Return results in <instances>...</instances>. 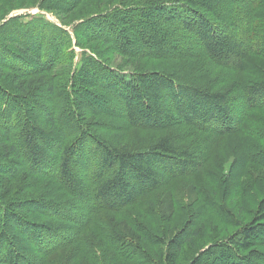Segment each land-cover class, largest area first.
<instances>
[{"label":"trees","instance_id":"trees-1","mask_svg":"<svg viewBox=\"0 0 264 264\" xmlns=\"http://www.w3.org/2000/svg\"><path fill=\"white\" fill-rule=\"evenodd\" d=\"M77 29L88 43L108 44L127 60L169 62L170 70L124 74L93 50L57 97L63 109L57 115L39 100L27 103L0 86V125L7 141L0 145L1 174L14 179L25 171L54 186L47 195L52 199L0 201V264H55L56 253L79 242L87 227L106 222L100 212L120 213L144 203L180 178L213 180L212 148L225 136L238 135L245 144L243 160L264 168V0H118L108 8L101 3ZM9 31L24 43L23 55L35 53L37 61L20 58L3 31L0 65L17 68L11 57L27 77L62 62L60 51L69 38L63 27L36 17ZM4 59L10 63L4 65ZM202 62L237 73V83L216 88L207 82ZM40 109L46 111L42 122ZM93 113H119L131 128L159 135L143 146L121 144L92 129L86 120ZM17 115L13 133L9 123ZM9 158L19 163H6ZM215 212L236 231L187 264H264V200L245 221L223 205ZM113 230L105 233L114 253L111 264H121L119 257L145 264L139 261L142 247ZM96 259L104 264L102 255Z\"/></svg>","mask_w":264,"mask_h":264},{"label":"rangeland","instance_id":"rangeland-1","mask_svg":"<svg viewBox=\"0 0 264 264\" xmlns=\"http://www.w3.org/2000/svg\"><path fill=\"white\" fill-rule=\"evenodd\" d=\"M51 1L0 0V32L4 31V38L9 39L8 47L18 53L20 58L27 57L37 61L35 53L23 55L25 53L24 43L18 36L14 38L11 31L5 32L9 27L18 25L23 28L24 23L30 19L40 17L63 27L69 35L67 45L60 51L59 58L62 59V62L48 73L41 72L38 75L25 77L20 73L23 69L22 65H19L20 63L11 57H9V61L14 63L6 62L4 59L6 63L4 65L10 63L14 65L12 67L17 68L0 65V86L19 97L26 98L27 103L31 99H37L40 103H44L47 112L52 110L54 114H60V110L63 109H61L57 97L61 96L65 89L64 86H67L80 68L85 54H95L93 50L96 52L94 56H97L101 61H108L114 68L122 67L125 71L124 74L135 70L156 68L170 70L169 62L127 60L115 53L108 44H103L101 41L88 43L83 40L77 27H80L88 16L94 14L101 3L105 8H108L118 0L112 2L111 0H60L59 6L51 4ZM3 42L5 43V41ZM202 64L201 69L206 71L207 82L216 88L233 86L237 83L239 78L237 73L210 66L206 62H202ZM201 69L196 68V70ZM85 75L90 77L88 74ZM90 89L97 92L94 87H90ZM41 92H45V94L40 95ZM83 99L85 100V96ZM86 104L85 101L84 108H87ZM95 104L100 106L96 102ZM43 111L45 110L38 111V121L42 122ZM118 114L112 113L105 116L93 113L86 121L93 130L111 135L121 144L132 147L143 146L159 135L153 131L131 128ZM16 117L17 119H12L9 123L14 128L13 133L19 126L20 121L18 120L21 115ZM34 121L38 122L35 119ZM63 121L65 122V119ZM60 126L63 127V125ZM2 128L0 125V145H5L7 141ZM244 146L243 140L238 135H228L217 140L212 148V159L208 164L213 171V180H209L203 175L196 178H180L144 203L129 206L120 213L100 212L101 218L106 222L87 227L82 232L79 242L56 253L55 262L57 264H100L99 259L96 258L98 255H102L104 264H111L110 259H113L114 253L105 242V233L111 231V228L142 247L145 252L139 253V255L144 260L139 261L145 262V264H187L210 243L228 239L236 231V228L225 222L215 212V209L223 205L239 219L245 221L251 217L252 211H256L260 202L264 200V168L243 160ZM16 162L18 161L13 158L6 160V163L11 165ZM1 173L0 201L2 203L17 198H39L40 196L52 199V197H48V194L53 191V182L40 180L35 175L25 174V171L18 172L14 179H10L8 174ZM44 192L46 194L42 196ZM28 216L38 217L39 215L28 214ZM39 217L41 220L50 221L47 217L41 215ZM101 224H104L107 230H102L103 225ZM174 242L179 244L173 246ZM103 248H105V255ZM90 249L95 254L91 253L89 258H86L84 252L90 251ZM106 249H109L108 254ZM73 254L75 255L73 256ZM117 260L121 264H137L135 259H130L131 262L127 258L119 257ZM83 261L85 262L83 263Z\"/></svg>","mask_w":264,"mask_h":264}]
</instances>
